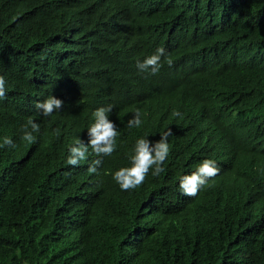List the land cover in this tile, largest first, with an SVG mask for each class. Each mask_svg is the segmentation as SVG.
Returning a JSON list of instances; mask_svg holds the SVG:
<instances>
[{"label":"trees","instance_id":"1","mask_svg":"<svg viewBox=\"0 0 264 264\" xmlns=\"http://www.w3.org/2000/svg\"><path fill=\"white\" fill-rule=\"evenodd\" d=\"M160 47V72H140ZM0 75V143L16 144L0 148V264H264V0H0ZM108 105L116 151L99 174L91 149L67 165ZM169 128L165 171L122 191L136 140ZM204 159L220 174L183 195Z\"/></svg>","mask_w":264,"mask_h":264},{"label":"clouds","instance_id":"2","mask_svg":"<svg viewBox=\"0 0 264 264\" xmlns=\"http://www.w3.org/2000/svg\"><path fill=\"white\" fill-rule=\"evenodd\" d=\"M162 57H166L163 47L157 48L155 54L145 58L143 62H137L136 67L140 72L156 75L160 72ZM165 62L171 67L172 60L166 58ZM5 78L0 75V101L6 99ZM63 101L55 97H50L43 102H37L35 108L44 117L51 116L54 112L62 109ZM113 111V105L100 107L93 113L94 123L88 128L87 142L77 139L75 145L69 148V155L66 160L67 165L78 167L89 155V149L98 159L91 162L88 167L89 174H99L98 169L102 165L103 157L112 156L117 149V137L119 131L115 123L109 119V114ZM173 117L183 119L179 111H173ZM141 114L136 110L132 118L127 121L129 128H139L142 126ZM29 128L31 131H29ZM40 125L29 118L27 124L23 126L22 141L28 144H35L37 137L33 133H38ZM55 135H60V130L56 129ZM173 135L171 128L167 129L160 139L152 143L147 138H139L134 146V154L130 155V167H122L112 174L113 180L119 185L122 191H131L143 185L148 174L159 176L165 171L163 165L170 153L168 138ZM15 148L16 144L11 137H3L0 148ZM220 168L212 159H204L197 166L195 172L184 175L179 182L180 192L188 197H196L199 191L209 186V181L214 180L220 174Z\"/></svg>","mask_w":264,"mask_h":264},{"label":"bare ground","instance_id":"3","mask_svg":"<svg viewBox=\"0 0 264 264\" xmlns=\"http://www.w3.org/2000/svg\"><path fill=\"white\" fill-rule=\"evenodd\" d=\"M112 191V190H111Z\"/></svg>","mask_w":264,"mask_h":264}]
</instances>
